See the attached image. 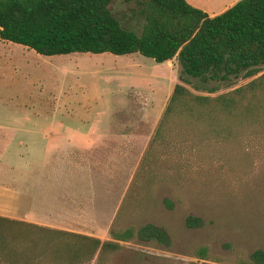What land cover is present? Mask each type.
<instances>
[{
  "label": "rangeland",
  "instance_id": "1",
  "mask_svg": "<svg viewBox=\"0 0 264 264\" xmlns=\"http://www.w3.org/2000/svg\"><path fill=\"white\" fill-rule=\"evenodd\" d=\"M187 1L206 12L237 0ZM127 6L116 0L113 12ZM179 72L176 57L157 63L139 53L48 56L0 39V182L22 204L1 208L9 214L4 217L19 220L23 214L17 212L31 201L61 200L75 204L78 215L35 224L101 240H111V228L146 224L165 234L156 241H120L113 252L62 259L57 234L20 233L0 222V235L5 227L13 237L10 248L0 243V264H237L264 250V136L224 147L176 125L152 142L170 91L181 83ZM250 79L222 82L214 94ZM216 84L190 78L186 86L207 94ZM111 127L140 135L124 144L118 159L105 137ZM56 140L79 154H56ZM189 217L198 224L188 225ZM201 246L208 249L202 259L196 257Z\"/></svg>",
  "mask_w": 264,
  "mask_h": 264
},
{
  "label": "trees",
  "instance_id": "2",
  "mask_svg": "<svg viewBox=\"0 0 264 264\" xmlns=\"http://www.w3.org/2000/svg\"><path fill=\"white\" fill-rule=\"evenodd\" d=\"M121 1L128 6L119 14L112 8L116 0H0V39L48 56L139 53L157 63L176 57L181 83L168 97L152 142L176 125L189 128L199 140L224 147L264 136V0H238L212 16L186 0ZM236 77L251 79L214 94L222 82ZM190 78L217 84L206 88L207 94H199L186 86ZM0 222L16 226L13 231L20 233L38 229L57 234L62 259L92 257L98 250L115 251L120 241H156L165 235L146 224L111 228V240H101L4 216ZM198 222V218L187 219L188 225ZM5 230L1 228L2 248L13 242ZM207 253V247L201 246L196 257L202 259ZM237 264H264V250H254Z\"/></svg>",
  "mask_w": 264,
  "mask_h": 264
},
{
  "label": "crops",
  "instance_id": "3",
  "mask_svg": "<svg viewBox=\"0 0 264 264\" xmlns=\"http://www.w3.org/2000/svg\"><path fill=\"white\" fill-rule=\"evenodd\" d=\"M234 3H231L230 6H232ZM227 8L228 7H224L222 9H219L218 11H214V10L209 11V9H207L206 12L212 16V15L221 13L222 11H224ZM171 60H174V58L167 60V61L171 62ZM174 85H173V87H174ZM171 91H170V93H171ZM109 133H110V135H106L105 137H109V139L113 142L115 149H113L112 152H114L113 155L116 154L117 159L119 158L118 154H121L123 151L127 150V148L124 146V144H127L129 142L133 143V141H136L140 137V135L138 133L130 134L127 131L126 132H124V131H112V127H111ZM65 141H67L66 143H69V142L73 143L75 140L74 139H66ZM92 141H94V140L92 139L89 141V139H88L87 142L88 143H94ZM53 142L54 143L52 144L51 147L56 146L57 150L54 151V152H56V154H60V152L65 153V151L70 152L73 155L79 154L77 152V150L79 151V149L76 148L74 145H68V146L65 145L63 147H61V146L59 147V141L56 140ZM54 144H57V145H54ZM112 148H114V147H112ZM87 149H90V148H87ZM89 162L91 163L90 160H89ZM6 185L7 184L4 181L0 182V215H2V216H6V215L9 216V214H6L1 208H6V207H8V208H11V207L19 208L20 206H22V204L19 201V198L16 197L17 193H13V192L10 193V191H9L10 189ZM28 198H29V196H28ZM24 208H25V210L22 211L21 213H20V211L17 212V214H19L20 216H21V214H23L22 216L25 215L24 218H22V216H21L19 220H23V221H27V222L29 221V222H33V223H37L38 221L39 222H45V221L50 222L51 219L48 217H53V216H57L56 217L57 220L55 222L63 223L65 221L62 219V216H65L67 212H71L72 214H75V215H78V213H79L77 210L78 207L75 206V204L66 203L64 201L61 202V200H58L56 203H52V204L47 203V200H44L41 203H36V202L32 203V201H31V205H29V202H28V205H26V207H24ZM53 221H54V219H53Z\"/></svg>",
  "mask_w": 264,
  "mask_h": 264
}]
</instances>
